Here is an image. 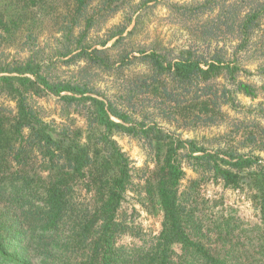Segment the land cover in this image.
Returning <instances> with one entry per match:
<instances>
[{
  "label": "trees",
  "instance_id": "trees-1",
  "mask_svg": "<svg viewBox=\"0 0 264 264\" xmlns=\"http://www.w3.org/2000/svg\"><path fill=\"white\" fill-rule=\"evenodd\" d=\"M90 1H66L64 13L56 5L58 0H0V41L10 44L21 32L25 45L34 46L35 32L42 26L38 18L61 13L57 32L64 45L58 55H72L71 61L83 60L89 67L112 71L116 63L109 56L108 42L116 39L113 46H119L135 35L143 9L157 0L131 6L136 17L117 26L100 49L86 42L95 22L89 16ZM102 1L105 10L116 12L128 0ZM220 1L174 8L187 15L212 13L220 7L216 17L197 28L205 44L231 39L236 42L235 53L257 45L258 38L264 44V0L225 1L223 6ZM135 52L139 56L133 59L122 55L121 68L136 60L147 70L114 100L85 76L69 81L53 78L48 72L51 60L45 62L38 52L23 62H0V92L16 103L14 114L0 107V264H231L201 242L194 229L197 199L181 190L185 164L228 187L250 191L264 221V164L252 154L264 151L262 134L246 130L244 147L251 154L234 149L208 151L195 140H182L156 123L133 118L146 100L175 102L176 90L169 82L176 83L186 99L192 97L196 117L203 115L209 121L222 113L221 105L238 108L234 94L257 98L264 83L258 87L241 80V74L250 76L252 71L222 48L212 53L189 48L176 58L156 47L141 46ZM262 58L255 72L264 79V50ZM219 79L225 81L221 89L214 84ZM49 94L60 98L66 113L74 108L85 119V127L73 126L67 116L61 123L46 121L32 100ZM118 134L144 140L154 155L155 166L144 178V190L149 203L163 212V228L151 248L138 254L116 246V239L132 230L120 212L133 185L131 160L115 139ZM80 189L89 196L88 202H80ZM233 228L228 220L222 222L220 240H227ZM175 245L181 246L182 254L174 251ZM239 264H264V254L260 260Z\"/></svg>",
  "mask_w": 264,
  "mask_h": 264
},
{
  "label": "rangeland",
  "instance_id": "rangeland-1",
  "mask_svg": "<svg viewBox=\"0 0 264 264\" xmlns=\"http://www.w3.org/2000/svg\"><path fill=\"white\" fill-rule=\"evenodd\" d=\"M66 1L69 0H58L56 5L60 12L67 13ZM198 1L204 0H157L149 4V7L143 9L140 21L142 23L135 35L119 46H113L116 39L108 42L106 47L109 48V56L116 63L115 68L109 72L89 67L83 60L71 61L72 55L64 58L58 55L57 51L64 45L63 41L62 43L58 41L61 34L57 32L60 19L64 17L61 13H49V16L42 15L38 18L42 26L35 32L37 41L34 46L25 45V33L21 32L10 44H3L0 41V62L3 64L23 62L33 52H38L45 62L51 60L48 72L53 78L69 81L85 76L92 80L97 90L114 100L124 96L131 86L130 81L147 70L145 65L136 60H133L131 65L121 68L119 61L124 54L133 59L134 56H139L135 52L137 48L145 46L159 48L170 58H176L181 51L189 48H200L205 53L222 48L227 56H237L241 64L252 71L253 75L250 76L241 74V80L258 87L262 86L264 79L255 72L260 62H263L264 44L259 43L262 42L261 38L255 40L258 42L257 45L238 53H235L236 42L231 39L203 43L197 34V28L201 22L216 17L220 7L212 13L187 15L174 8L176 4L192 5ZM225 1L229 4L235 0H221V6L225 5ZM140 2L141 0H128L126 4L129 6L125 4L124 8L116 12H108L104 9L102 0H91L89 16H94L95 22L86 42L100 49L101 42L107 40L117 26L125 25L131 16L136 17L132 15L131 6H138ZM134 24L135 19L128 30H131ZM224 83L223 79H219L214 84L221 89ZM169 86L176 90L175 102L164 99L146 100L144 104L142 103V108L138 107V113L133 118L139 122L156 123L167 133L182 140H195L200 147L208 151L234 149L251 154V149L244 147L246 130H254L264 136V118L261 115L264 109V91H259L258 97L254 99L243 94H234L238 108L221 105L222 113L213 121H209L203 115L200 118L196 117L199 113H196L190 102L192 97L186 99L176 83L169 82ZM228 87L232 88L231 85ZM140 102L137 101L135 104L141 106ZM32 104L38 108L46 121L55 120L61 123L68 120L67 116L73 126L85 127V119L74 108L66 113L63 102L57 96L49 94L40 98L35 97ZM0 107H4L12 114L16 112L15 101L1 92ZM115 139L130 158L133 170V185L123 201L120 212L132 230L119 236L116 239V246L125 247L131 254H138L143 249L151 248L163 228V212L158 206L149 203L144 190V178L155 166L154 155L144 140L126 134H118ZM252 154L259 157V163L264 164V151L254 150ZM184 166L186 176L181 183V190L187 191L197 199L194 229L198 230L200 241L214 253L229 259L231 264L260 260L264 254V221L260 211L254 206L250 191L228 187L211 174L197 172L186 164ZM79 196L80 202L89 201V196L81 189ZM226 220L234 228L228 239L222 241L219 236L220 224ZM173 249L178 255L183 253L179 245H175Z\"/></svg>",
  "mask_w": 264,
  "mask_h": 264
}]
</instances>
